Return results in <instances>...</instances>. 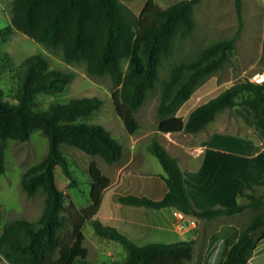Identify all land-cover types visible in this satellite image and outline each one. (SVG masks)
Instances as JSON below:
<instances>
[{
	"label": "trees",
	"instance_id": "obj_1",
	"mask_svg": "<svg viewBox=\"0 0 264 264\" xmlns=\"http://www.w3.org/2000/svg\"><path fill=\"white\" fill-rule=\"evenodd\" d=\"M200 1L180 0L163 8L155 0H148L135 19L121 0H13L11 26L49 48H60L67 63L84 62L88 73L109 75L116 88L115 110L127 131L134 134L140 127L136 113L156 88L163 58L171 52L178 36L186 37L193 32L194 7ZM235 5L240 32L242 0H235ZM234 51L235 37L222 39L204 48L197 58L173 67L162 83L158 107L160 131L199 133L220 112L235 106L248 108L255 118L259 116L264 105V81L250 79L234 82L196 107L185 122L178 116L194 91L219 71ZM21 68L16 101H6L0 93V176L6 172L5 141L25 142L34 132L41 131L48 139V153L24 173L22 187L30 197L45 193L46 204L37 221L18 219L5 226L0 236L1 254L12 264H91L83 246L82 231L89 223L96 234L122 245L126 257L120 264H180L191 255L197 240L137 244L118 228L95 218L105 191L112 185L96 162L89 166L91 206L78 210L73 203L66 205V195L57 184V167H61L67 179L73 177L62 145L100 156L108 164L122 159L124 147L108 129L91 122L103 109L100 98H75L40 109V96L63 92L72 83L73 73L51 69L40 54L26 58ZM149 150L164 168L165 175L161 178L167 188L165 195L153 199L126 194L118 196V202L149 211L176 209L201 222L262 208L243 230L227 225L216 233L229 245L221 264H248L257 245L264 241V195L259 196L254 185L237 179L236 191L247 203L199 210L187 190L178 160L157 140ZM68 228L72 233L65 238L63 233Z\"/></svg>",
	"mask_w": 264,
	"mask_h": 264
},
{
	"label": "rangeland",
	"instance_id": "obj_2",
	"mask_svg": "<svg viewBox=\"0 0 264 264\" xmlns=\"http://www.w3.org/2000/svg\"><path fill=\"white\" fill-rule=\"evenodd\" d=\"M178 1L180 0H155L163 8ZM139 2L144 4L145 0ZM242 2L243 24L240 32L235 0H201L195 5L193 32L186 37L178 36L171 52L163 58L156 88L136 113L139 130L130 134L115 110L113 93L116 88L111 77L88 73L84 62L69 64L64 60L60 48H49L13 28V0H0L2 98L9 102L16 101L15 93L23 61L40 54L48 60L51 69L74 74L72 83L60 94L40 96V109L45 110L52 103H64L75 98H100L103 100V109L91 122L108 129L124 147L122 159L108 164L100 156H90L76 147L62 145L61 150L69 161L73 179H67L61 167L56 169V179L59 188L66 195L67 206L73 203L78 210L91 206L92 179L89 166L92 162H96L102 173L112 181V187L105 191L102 205L95 216L103 224L107 225V213L110 209L120 204V195L146 194L153 199L162 198L156 187L162 183L161 175H165V171L158 158L149 150L154 140L159 141L178 160L185 175L186 187L197 209L234 207L247 203L248 200L236 191V179L252 183L257 194L264 195V121L255 118L248 108L235 106L220 112L199 133H168L159 130L161 118L158 107L163 81L169 78L176 64L197 58L204 48L219 40L235 37L234 55L219 71L209 76L181 107L178 116L184 122L196 107L216 97L234 82L242 79L256 82L258 76L264 78V0ZM124 5L132 18L136 19L139 7L133 11L125 3ZM48 146V139L41 131L34 132L25 142L12 139L5 141L6 172L0 176V236L5 226L13 221H37L43 214L45 193L28 196L22 187V177L47 155ZM122 180L123 183L120 184ZM122 207L119 213L123 221L145 220L144 218H149L147 213H155L143 208ZM261 210L262 208H249L240 214L222 216L208 222H201L191 216L177 218V231H186L189 238L195 236L198 239L196 249L183 258L180 264H221L229 245L218 238L216 233L227 225L243 230ZM185 219H188L187 224ZM123 230L121 232L133 241L132 235L139 236L134 241L137 244L188 239L173 229L171 232L175 234L171 238L158 235L154 228L152 231H141L128 223ZM82 231L83 246L88 250L87 260L91 264H120L126 257L122 245L96 234L89 223L83 226ZM71 233L72 229L68 228L63 234L67 238ZM263 242L258 245L264 247ZM0 264L12 263L0 252Z\"/></svg>",
	"mask_w": 264,
	"mask_h": 264
},
{
	"label": "crops",
	"instance_id": "obj_3",
	"mask_svg": "<svg viewBox=\"0 0 264 264\" xmlns=\"http://www.w3.org/2000/svg\"><path fill=\"white\" fill-rule=\"evenodd\" d=\"M121 1L123 3H125L127 6H129V8L133 9V11H136L135 9L139 7V10H137V13L140 14L141 10L143 9L144 5L146 4V2L148 0H145L144 4H143V2H139V0H121ZM258 118L260 120L264 121V105L260 110ZM184 178H185V175H184ZM236 180H235V182H236ZM122 183H123V180L120 184H122ZM250 184H252V183H250ZM111 187H112V185H111ZM156 191L162 197L165 195L167 188L165 187V183L163 181H162V183L159 184L158 187H156ZM143 195L147 196L146 194H143ZM122 208H123L122 204H117L110 209V211L107 213V225L116 227L120 231H124L123 228L125 226H127V223H128V225H133L135 227H138V229L141 231H143V229L147 230V231H152L154 228V230L158 233V235H163V236H166L167 238H171L172 236L174 237L175 232H171L173 229L179 235H182L184 237H188V234H189L188 232L177 231V228L175 225V221L177 220V218H179V217L183 218L184 216H187V215H184L183 213H181L180 211H177L175 209H173V210L163 209L161 211H155V213H147V216L149 218H144L145 220H139V221L138 220H131V221L124 220L123 221L122 217L119 213ZM204 209H206V208H204ZM187 220L188 219H185L186 224L188 223ZM138 237L139 236H133L132 235V238L134 239V241H137L136 239ZM181 240H187V241L197 240L198 241V239H196L195 236H193L192 238L188 237V239H181ZM164 241H166V240H164ZM178 241H180V240H178ZM166 243H171V242H166ZM208 253H209V250H208ZM248 264H264V247H260V245H258L256 247L251 258L249 259Z\"/></svg>",
	"mask_w": 264,
	"mask_h": 264
},
{
	"label": "built area",
	"instance_id": "obj_4",
	"mask_svg": "<svg viewBox=\"0 0 264 264\" xmlns=\"http://www.w3.org/2000/svg\"><path fill=\"white\" fill-rule=\"evenodd\" d=\"M264 81V78L261 76H258L257 78H256V82H258V83H261V82H263Z\"/></svg>",
	"mask_w": 264,
	"mask_h": 264
}]
</instances>
